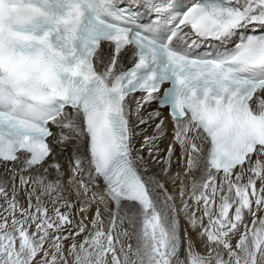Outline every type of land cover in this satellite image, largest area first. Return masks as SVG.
Instances as JSON below:
<instances>
[{"label":"snow or ice","instance_id":"6c2138e0","mask_svg":"<svg viewBox=\"0 0 264 264\" xmlns=\"http://www.w3.org/2000/svg\"><path fill=\"white\" fill-rule=\"evenodd\" d=\"M0 264H264V0H0Z\"/></svg>","mask_w":264,"mask_h":264},{"label":"bare ground","instance_id":"6f19581e","mask_svg":"<svg viewBox=\"0 0 264 264\" xmlns=\"http://www.w3.org/2000/svg\"><path fill=\"white\" fill-rule=\"evenodd\" d=\"M187 2H188V0H181V3H187ZM153 107H154V104H153ZM149 110H151V109H149ZM163 146H164V145L162 144L161 147H163ZM62 163H63L64 167L67 168V163H66V161H62ZM177 170H179V166H178V165H174V167H173V173L175 174V172H176ZM178 187H179V182L177 181V189H178ZM168 188H169V191L171 192V191H172V185H171L170 182H169V184H168Z\"/></svg>","mask_w":264,"mask_h":264}]
</instances>
